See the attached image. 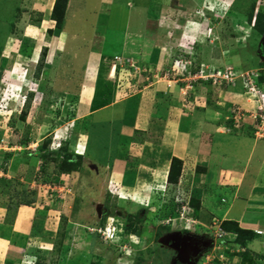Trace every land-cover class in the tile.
<instances>
[{"label": "rangeland", "instance_id": "1", "mask_svg": "<svg viewBox=\"0 0 264 264\" xmlns=\"http://www.w3.org/2000/svg\"><path fill=\"white\" fill-rule=\"evenodd\" d=\"M55 1L0 0V138L5 136L9 145L15 146L0 150V167L8 162L4 174H0V203L15 209L23 199L38 202L43 206V217H50L51 229L47 230L45 240L53 243L52 248L37 245L39 255L25 256L22 264H36L38 257L42 264H181L176 246L180 244L178 242L190 246L193 238L186 234L189 231L180 230L175 221L167 222L169 214L165 207L173 203L176 188L172 190L170 187L165 195L163 188L150 184L148 195L145 191H131L123 180L109 182V168L100 170V167L97 172L102 177H94L96 182L90 184L86 182L85 175H93L95 168L85 164V158L78 170L80 174L72 171L67 175L58 170L57 162L67 152L78 155L84 147L78 141L79 131L89 130L90 120L77 118L78 114L84 113L78 102L85 77L84 53L93 44L91 40L95 34L103 32L99 28L93 31L95 18L100 14L99 0H68L66 16L60 28L52 16ZM172 2L167 12L161 11V25L170 23L174 35L173 32H166L167 39L162 37L159 41L157 38L155 47L157 51L161 50L156 55L160 60L157 63L170 68V71L165 70L166 77L180 78L178 84L181 86L179 91L184 95L183 109L194 111L204 103L211 110L218 111L217 123L226 118L237 130L239 127L235 125L233 116L234 107L239 104L235 101L239 100L241 104L239 94L244 99L249 98L244 79L239 76L222 84H213L209 80L192 78L177 62L192 61V65L189 64L192 68L188 66V69H194L201 63L221 66L223 57L220 49L224 45V49L227 48L231 54L226 52L228 65L240 64L244 70L261 68L259 81L262 84L264 45L260 43L264 34L255 30L249 19L252 15L253 18L256 16L257 9V15H262L264 22V0H204L190 15L181 11L184 15L180 16V20L175 13L182 6H177L175 0ZM109 8L106 5L102 11V14H112V23L108 26L122 24L116 20H122V16L126 15L124 10L116 5L110 8L111 11ZM128 9L135 15L140 14L136 8L126 7V11ZM196 15L206 19L202 25L198 24L197 29L194 20L199 16ZM69 16L73 17L71 22L67 21ZM176 20L179 21L174 23ZM245 26H251L248 30L250 36L246 34ZM70 32L80 38H72ZM105 34L108 32L104 33V39ZM232 40H237L240 49L234 51ZM65 44L70 51L80 46L78 58L71 59L74 66H67L70 64L68 58L64 62L60 59ZM112 57L105 61L107 66L116 62ZM131 63H123L125 70L122 76L128 80L127 95L139 87L135 83L137 79L143 81L147 76L140 69H132ZM163 76L160 74V78ZM31 87L36 91L30 92ZM251 101L249 108L239 106L251 111L255 109ZM45 141L48 143L45 144ZM60 143V148L54 149ZM100 145L93 140L90 148L98 161L106 156ZM6 153H10L8 157ZM186 188L183 187L184 191L190 193L192 199L191 190ZM134 197H149L147 207ZM172 226L179 230H173ZM177 233L179 236H176ZM237 238L230 239L235 243L233 247L217 239L218 242L209 245L204 254L205 248L200 254L190 255V261L194 264H254L252 256L245 258L242 245L236 244ZM204 245L205 242L201 248Z\"/></svg>", "mask_w": 264, "mask_h": 264}, {"label": "crops", "instance_id": "2", "mask_svg": "<svg viewBox=\"0 0 264 264\" xmlns=\"http://www.w3.org/2000/svg\"><path fill=\"white\" fill-rule=\"evenodd\" d=\"M172 1L174 0H99L100 14L95 18L99 25L95 24L93 31L99 28L103 34H95L91 40L93 44L85 48V77L81 97L78 99L80 110L84 113L78 114L77 118L85 117L90 120L89 130L80 129L78 141L84 146L82 155L85 164L95 168L93 175H85L86 182L91 184L96 182L94 177H102L97 172L99 167L100 170L109 168V182L114 179L123 180L128 183L131 191H145L148 195L151 192L148 190L149 184L157 187L167 183L174 187L168 181V173L172 158L178 157L183 162L180 183L192 192L194 209L192 208L191 214L198 221L191 234L195 240L209 241L202 248L196 246L193 253L200 254L204 248L208 251L209 245L218 242L212 230L213 227L216 230L215 222L222 225L224 221H232L252 233L246 235L242 244L245 258L250 255L254 264H264V137L255 134L250 117H246L236 130L226 118L222 123H217L215 120L218 111L211 110L204 103L199 104L194 111L183 109L184 95L179 91L181 86L178 84L180 78L177 80L166 77L165 70L170 71V68L157 63L160 60L156 55L161 50L157 51L155 47L160 38L167 39L166 32H173L174 35L170 23L161 25V11L167 12ZM175 1L177 6H182L175 13L180 20V16L184 15L182 13L190 15L204 0ZM106 5L110 8L116 5L124 10L126 15L122 16V20H116L122 24L108 26L112 23V14H102ZM126 7L136 8L140 14L135 15L129 9L126 11ZM69 17L67 21L71 22L73 17ZM205 20L202 16L195 19V29ZM243 28L247 32L251 26ZM106 32L108 34H105L104 39ZM249 32L246 33L248 36ZM71 33L70 36H73ZM74 37L80 38L79 35L72 38ZM62 38L60 39L63 40ZM232 42L234 51L240 49L237 40ZM67 46L65 44L62 48L60 59L64 62L68 58L70 64L67 66H74L72 60L80 55V46H75L71 51ZM110 47L114 49L109 50ZM224 48L223 45L220 50L223 51ZM109 56H113L116 61L111 66H107L105 62ZM222 57L223 65L228 58L226 54ZM127 61L132 62V69L137 68L147 74L143 81H135L139 87L128 95L125 94L128 80L123 77V63ZM159 68H162L160 72ZM160 74L165 76L160 78ZM67 76L66 73L65 77ZM120 77L123 79H118ZM262 84L264 85V81ZM62 91L66 90L60 92ZM239 96L241 104L239 100L232 101L251 107L250 98ZM93 140L99 145L104 144L100 146L106 152L105 159L98 161L94 152H90ZM76 172L78 170L74 171ZM62 174L69 175L70 172ZM42 209L43 206L38 202L31 205L20 204L15 209H9L6 204L0 203V264H22L25 256L38 254L37 245L53 246V243L45 240L47 230L51 229L50 217L44 218ZM230 245L233 247L235 243L230 242ZM178 258L181 259L180 254Z\"/></svg>", "mask_w": 264, "mask_h": 264}, {"label": "built area", "instance_id": "3", "mask_svg": "<svg viewBox=\"0 0 264 264\" xmlns=\"http://www.w3.org/2000/svg\"><path fill=\"white\" fill-rule=\"evenodd\" d=\"M257 12L258 11L256 9V14ZM254 22L255 17L253 18L252 25H254ZM226 52L228 53V51L223 50L222 55L224 56ZM177 63H180V65H182V67L189 72L192 78L195 77L197 79L209 80L213 84H222L225 81L234 80L239 76L242 77L244 79L246 93L254 103L255 109L248 111L247 109H244L239 105L235 106V114L233 116L234 123L236 126H239L241 121H243L246 117H250L254 124L255 134L264 137V85L259 81L260 70H262L261 68L244 70L240 64L228 65V63L225 62V64L221 66H216L212 63H201L194 69H188V66L192 68V61L179 60ZM232 69H234V72L232 71ZM14 147V145H9V142L5 136L0 138V150H8ZM6 166H8L7 161L0 167V174H4L3 171H5ZM180 182L181 181L179 180L178 184H174L173 187V190L176 188V193L174 195L173 203L171 204L175 205V211L174 214H172L169 209L167 210L169 214L167 222L175 221L178 226L182 228L192 229L193 224L197 223L198 221L191 214L193 207L190 203V193H186V191H184L183 186ZM169 188L170 186H168L167 183L163 184L162 193L165 195ZM162 207L164 208L163 205ZM215 224L216 230L214 234L218 239H222V242L224 244H226L228 239H235L237 237L236 232L226 231L220 224L216 222Z\"/></svg>", "mask_w": 264, "mask_h": 264}, {"label": "trees", "instance_id": "4", "mask_svg": "<svg viewBox=\"0 0 264 264\" xmlns=\"http://www.w3.org/2000/svg\"><path fill=\"white\" fill-rule=\"evenodd\" d=\"M67 4H68V0H56L55 1L53 11H52V16L56 20L57 26H59V28L62 25V23H64L66 11H67ZM261 19H262V15L256 14V19H255L253 27H255V30L257 29V31L260 34H264V27H262L264 22ZM249 21H251V22L253 21V15H252V17H250ZM29 99H31V96L29 97ZM46 143H48V141H45V144ZM61 149H63V147ZM9 154L10 153H6L5 154L6 157H8ZM76 155L77 154H74L71 151L67 152V154L63 157V159L60 160L59 162H57L58 170L60 171V173H69L72 171L79 170L80 165H82L83 155H80V154H78L77 156ZM76 157H77V159H76ZM182 165H183V162L180 158H178V157L172 158L170 170L168 173V181L170 183H173V184L178 183V181L180 179L181 171H182ZM33 203H34L33 199H23L20 202V204H29V205H31ZM174 206L175 205H173V204H169L167 208L165 207V211H167L169 209L170 212L172 214H174V211H175ZM230 225H232V226H230ZM222 227L226 230H233L234 232H236L238 234L237 242H239L241 245L244 244V241H245L244 239L247 238L246 235L252 234L250 230L242 229L238 225L237 222L224 221L222 224ZM36 264H42L39 257L36 260ZM181 264H183V263H181Z\"/></svg>", "mask_w": 264, "mask_h": 264}, {"label": "water", "instance_id": "5", "mask_svg": "<svg viewBox=\"0 0 264 264\" xmlns=\"http://www.w3.org/2000/svg\"><path fill=\"white\" fill-rule=\"evenodd\" d=\"M262 44L264 45V38L262 39ZM178 233H181V232L179 231ZM178 233L176 236H179ZM186 234L190 235L194 240L192 241L190 246H187V245L185 246L183 242L182 243L178 242L180 244L177 247H178L181 259H183L184 261H188L190 259V255H192L193 252H195V249H197L196 246H201L204 242L205 244L209 242L204 239L195 240L194 236L191 233H186Z\"/></svg>", "mask_w": 264, "mask_h": 264}, {"label": "clouds", "instance_id": "6", "mask_svg": "<svg viewBox=\"0 0 264 264\" xmlns=\"http://www.w3.org/2000/svg\"><path fill=\"white\" fill-rule=\"evenodd\" d=\"M255 19H256V16H255ZM253 22V21H252ZM251 25H252V23H251ZM253 26V25H252ZM36 91V89H34L33 87H31L30 88V92H35ZM33 94V93H32ZM60 146H61V144L58 146V147H54V149H58V148H60ZM83 149V148H82ZM82 153H83V150H81V151H79L78 152V154H80V155H82ZM168 185V184H167ZM169 186V185H168ZM171 189H173V185H171ZM163 188V185H159L158 186V189H162ZM151 189H149V191H150ZM134 199H138V202L140 203V204H143L145 207H147V205H148V202H149V197H144V198H137V197H134ZM222 226V225H221ZM173 227V226H172ZM175 227V226H174ZM178 227H180V226H178ZM180 230H187V231H189L188 233H191V231H192V229H187V228H185V229H183L182 227H180L179 228ZM179 229H176V230H179ZM224 230H226V229H224ZM226 231H228V230H226ZM181 232V231H180ZM214 232H215V230H214ZM214 237H216L215 236V234H214ZM237 237H238V234H237ZM236 237V238H237ZM217 238V237H216ZM236 238H235V240H236ZM218 239V238H217ZM230 242H233V241H230L229 239H228V241L226 242V244L227 243H230ZM221 243H223V242H221ZM224 244V243H223ZM216 245V244H215ZM239 246H240V244H239ZM242 247V246H241ZM242 248H244V247H242ZM240 249V248H239ZM206 251H204L203 252V254L205 253ZM180 254V253H179ZM201 255V256H204V255ZM201 256H199V257H201ZM198 257V258H199ZM180 261H181V263H183V264H194V262H191L190 261V259L188 260V261H184L183 259H179Z\"/></svg>", "mask_w": 264, "mask_h": 264}]
</instances>
